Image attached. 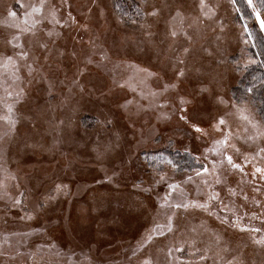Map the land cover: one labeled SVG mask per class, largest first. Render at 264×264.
I'll list each match as a JSON object with an SVG mask.
<instances>
[{
	"label": "rangeland",
	"instance_id": "obj_1",
	"mask_svg": "<svg viewBox=\"0 0 264 264\" xmlns=\"http://www.w3.org/2000/svg\"><path fill=\"white\" fill-rule=\"evenodd\" d=\"M243 1L251 20L231 0H206L209 16L200 0H47L43 15L54 7L61 23L36 16L41 23L22 33L10 26L8 10L30 27L24 20L31 9L21 5L40 0H0V64L7 56L16 61L15 68L0 67V264H205V249L206 264H264V246L253 242L264 237V179L253 174L264 167V154L257 155L264 137L247 140L255 130L233 107H246L264 131L254 102L233 91L242 87L244 67L256 61L248 51L253 37L264 38V31ZM69 13L75 23L65 24ZM172 28L181 34L171 37ZM13 36L19 40L8 43ZM16 43L26 59L16 55ZM166 83L176 87L147 99ZM180 107L187 121L179 119ZM225 113L224 131L240 148L227 151L243 171L225 161L218 169L222 183L215 184L195 171L222 159L205 149L221 138L211 125ZM162 174L166 180L157 183ZM169 183L180 185L172 202L203 203L211 191L220 198L208 211L173 210L174 231L161 236L156 225L171 215L160 209ZM237 216L241 227L260 231L234 227Z\"/></svg>",
	"mask_w": 264,
	"mask_h": 264
},
{
	"label": "snow or ice",
	"instance_id": "obj_2",
	"mask_svg": "<svg viewBox=\"0 0 264 264\" xmlns=\"http://www.w3.org/2000/svg\"><path fill=\"white\" fill-rule=\"evenodd\" d=\"M64 2H67V0H62V3H64ZM231 2L233 4H235L236 0H231ZM246 3L248 5V7H250L252 9V12L256 16V19L260 22L261 31H264V19L261 18L262 13L258 10L256 4L254 3V0H246ZM46 6H47V0H40V3L38 6L37 5H21V7H29L31 9L30 11L25 12L26 19L24 20L25 25H27L29 23V21L31 22L30 27H21V25L16 22V18L18 15L17 12L9 9L7 12V16L10 18V21H11L10 26L19 28L22 33L32 32L33 29H35V27L41 23L40 19L35 18L36 16H41L43 19H47L49 23L60 24L61 20L59 18H57V12H56V9L54 7L51 10H49L47 16L43 15L44 9L46 8ZM259 7L264 8V0H259ZM205 8H207L206 0H200L201 12H203L205 16H209L210 10H209V12H204ZM237 11H239V9H237ZM156 14H157L156 12L151 13V15H153V16H155ZM177 15H180V13L178 12ZM173 19H175V17ZM68 21L75 23V18L71 16V13L68 14L67 19L65 20V24ZM181 23H182V21H181ZM33 34H35V33L33 32ZM169 34L171 37L176 38L181 34V32L177 31L175 28H172V30L170 31ZM182 34L188 40L192 39V37L190 35H188L187 32H183ZM48 35L51 36L52 32H48ZM17 40H19V36H13L12 40H9L8 43H13V41H17ZM13 46L15 48L21 49L19 52L16 53V55L20 59L23 60L29 56L28 52L23 51V45L16 43ZM39 46L41 48H44V49L47 48L46 44H40ZM252 46L257 47V45L255 43H253ZM189 51H190L189 48L183 49L184 54H188ZM258 54L264 55V47H262V51ZM90 62L91 61H89V63ZM179 62L184 63V61L182 59L179 60ZM249 62L255 63L256 61L250 60ZM9 65H11L13 68H15V66H16V61L13 59L12 56H7L4 60V62L2 64H0V67L7 68ZM16 70L18 71V69H16ZM31 71H32L31 65H29V72L31 73ZM183 74H184L183 71L179 72L180 76H183ZM149 75H153V74L149 73ZM15 79H19V76H16ZM175 87H176L175 84H167L166 83L160 93L152 92V93H150V95H152L153 97H156L158 95H162L163 93H166L170 88H175ZM246 92L252 93L253 88L252 87L247 88ZM7 95L11 96L12 93L8 92ZM187 103H188V101H185L184 99L180 100V104L182 106L187 104ZM219 103L224 104L226 102L221 98V99H219ZM7 107H8V112L11 113L12 112V106L8 105ZM233 107L237 109V112L239 113L240 118L244 121H247L248 124H250L251 127L255 130V135L248 136L247 140L254 141L260 137H264V131L260 130L258 123L253 122L249 118V115L245 114L248 111V109L246 107H239L236 104H233ZM178 111L180 112L179 119L183 120V121H187V119H188V117L186 116L187 109L185 107H180ZM228 115H229V113H225L224 115H220L219 118L215 120V123H213L211 125L212 130L215 133H218L221 138L213 140L212 146L205 149L206 152H211L216 156L222 157V159L218 163L213 162L211 168L201 164V168L195 171V175L197 177H204V176L213 177L215 184H221L222 183L218 169L224 165L225 161H227V164L230 165L232 169H238L240 171H243V168L241 167V165L238 163H235L233 156L229 155L228 151H227L229 148H231L235 153L240 152V148L236 147L235 144L231 143L232 133L230 131H228V132L224 131V128L228 126V121H227ZM4 119H10V117L6 116V117H4ZM14 123H15V121H12L13 125H14ZM191 127L193 128V130L196 133H199L200 135H208V132H206L205 129L201 128L198 124H192ZM246 131H247V129H246ZM186 151H187V149H186ZM261 154H264V147L260 148L259 152L257 153V155H261ZM196 159L199 162V157H197ZM205 159H207V157H205ZM253 159H254V157H253ZM261 159H264V155H261ZM162 163H166L167 165L171 166V168L173 170H175L179 167L178 164H176L172 159H169V158H164ZM256 173H259L260 178L264 179V167H255V171L253 174L255 175ZM192 179H193L192 176H188L186 182H191ZM165 180H166V176L162 174V175H160V179L157 181V183L163 182ZM201 183L208 188L212 187V185L209 183V180L206 178L202 179ZM64 187H66V186H64ZM61 189H62L61 185L56 186L57 192L61 191ZM168 189H169V192L163 197V202L160 204V209H164L166 212L171 211V215H166V223L165 224H157L156 225V229L159 231V235H161V236L165 235V230L168 233H172L174 231V223H175V218L177 216V213H176V211H173V210H179V209L188 210L190 208H193V209H203L205 211H208L211 202L217 201L220 198V194L218 192L211 191L208 193L207 200L203 203H201L198 199H187V198H184V199L177 201V202H172L171 198L173 196V193H176V191L178 189H180V185L175 184V183H169ZM228 191L232 195L236 194L235 191L231 188H229ZM257 191H259V189H257ZM181 196H183V190L182 189H181ZM50 198H52V197H50ZM14 203L16 205H19L20 200L17 199L14 201ZM223 207L227 208V205H224ZM209 214L211 215L212 213L209 212ZM31 218H32L31 216L28 217V219H31ZM241 219H242V217L237 216L236 221L233 223V226L234 227H240L241 231H250V232H259L260 231V229H248L245 227H241L239 224V221ZM222 222H227V218L225 220H223ZM151 239H152V237H151V235H149L148 240H151ZM219 240H220V237L217 235L216 236L217 243L219 242ZM253 242L256 244L264 246V237H262L261 239H258V240L254 239ZM184 243H187L191 246L192 244L195 243V241H185ZM174 250L176 252H181L183 250V248L182 247H175ZM208 251H209V249H205L204 250L205 254L200 255V260L205 262V264H206V261L208 259V257H207ZM172 253H173V248H169L167 255L171 256ZM143 264H151V261L145 260L143 262ZM170 264H171V262H170ZM227 264H233V262L228 261Z\"/></svg>",
	"mask_w": 264,
	"mask_h": 264
},
{
	"label": "trees",
	"instance_id": "obj_3",
	"mask_svg": "<svg viewBox=\"0 0 264 264\" xmlns=\"http://www.w3.org/2000/svg\"><path fill=\"white\" fill-rule=\"evenodd\" d=\"M236 2L241 8L242 16L246 20H251L252 15L248 11L244 1L236 0ZM254 3L257 5L259 11H264V8L259 7V0H254ZM115 7L120 14L125 15L123 14L125 10L122 9L120 5L116 4ZM253 43H255L257 47H253ZM262 47H264V38L262 37V35H255L248 51L249 55L252 58L256 59V62L250 64L248 67H244L245 71L241 78L242 87L239 85L233 91L234 95L238 96V98L240 95L249 96L250 99L254 102L258 113L264 119V64L262 63L264 61V55L258 54L262 51ZM249 87L253 88L252 93L246 92V89ZM152 161H154V158H152Z\"/></svg>",
	"mask_w": 264,
	"mask_h": 264
},
{
	"label": "bare ground",
	"instance_id": "obj_4",
	"mask_svg": "<svg viewBox=\"0 0 264 264\" xmlns=\"http://www.w3.org/2000/svg\"><path fill=\"white\" fill-rule=\"evenodd\" d=\"M153 98H155V97H153L152 95L147 96V99H149V100H152ZM135 115H136L135 111H131V116H135Z\"/></svg>",
	"mask_w": 264,
	"mask_h": 264
}]
</instances>
